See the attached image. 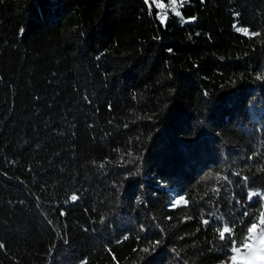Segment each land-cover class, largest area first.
Returning <instances> with one entry per match:
<instances>
[{
  "label": "trees",
  "instance_id": "obj_1",
  "mask_svg": "<svg viewBox=\"0 0 264 264\" xmlns=\"http://www.w3.org/2000/svg\"><path fill=\"white\" fill-rule=\"evenodd\" d=\"M177 2L0 0V264L228 260L264 204V0Z\"/></svg>",
  "mask_w": 264,
  "mask_h": 264
},
{
  "label": "snow or ice",
  "instance_id": "obj_2",
  "mask_svg": "<svg viewBox=\"0 0 264 264\" xmlns=\"http://www.w3.org/2000/svg\"><path fill=\"white\" fill-rule=\"evenodd\" d=\"M145 2L148 3V0H145ZM172 3L175 4L176 0H172ZM176 14L179 15L180 13L176 12ZM234 27L236 28V31L241 32L244 35H259L255 32L250 33L247 27L237 25H234ZM21 32H23V29H21ZM247 179V177H244L245 181H247ZM217 180L227 181L228 177L217 174ZM212 191L216 194H219L220 189L213 188ZM247 196L249 201H251L253 197L257 196L260 197L261 201H264V193L261 192L249 191ZM70 199L75 201L78 199V196L76 194H72ZM181 201H183L185 205L188 203L185 197L180 196L174 201L173 206L179 204ZM244 216H251V219L247 223L241 221V223L245 224V227L239 233L237 232L234 225H229L228 223H224L221 227L216 229L219 239L224 242V245L229 250L228 260L222 262V264H228V262H230V264H264V204H261L258 213L250 214L245 212ZM202 222L205 225L209 224L207 219H203ZM125 239H127V237H125ZM257 241H259L260 244L258 252L256 251L255 247ZM244 250H247V252ZM144 251L148 252L149 249L145 248ZM254 252H256L255 255H253ZM238 253L241 254L239 258L237 256ZM249 256L252 258L248 259Z\"/></svg>",
  "mask_w": 264,
  "mask_h": 264
},
{
  "label": "rangeland",
  "instance_id": "obj_3",
  "mask_svg": "<svg viewBox=\"0 0 264 264\" xmlns=\"http://www.w3.org/2000/svg\"><path fill=\"white\" fill-rule=\"evenodd\" d=\"M153 1H155V3H156V5L158 6V8L161 10V12L162 13H165V9H166V7L167 8H171V9H173L174 11H176V9H177V0H176V3L175 4H173L172 3V1H171V3L168 5V6H165V4L162 2V1H160V0H153ZM164 9V10H163ZM163 15V14H162ZM164 16V15H163ZM256 251L258 252L259 251V248H260V244H259V241H257V243H256ZM245 252H247V250H244ZM256 254V252H254L253 253V255H255ZM237 256H238V258L241 256V254L240 253H238L237 254ZM252 257L251 256H249L248 257V259H251Z\"/></svg>",
  "mask_w": 264,
  "mask_h": 264
}]
</instances>
